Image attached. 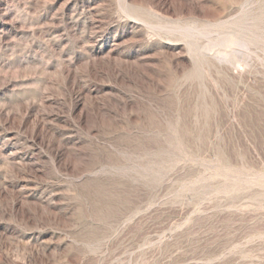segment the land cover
Instances as JSON below:
<instances>
[{
  "label": "rangeland",
  "instance_id": "rangeland-1",
  "mask_svg": "<svg viewBox=\"0 0 264 264\" xmlns=\"http://www.w3.org/2000/svg\"><path fill=\"white\" fill-rule=\"evenodd\" d=\"M0 264H264V0H0Z\"/></svg>",
  "mask_w": 264,
  "mask_h": 264
}]
</instances>
